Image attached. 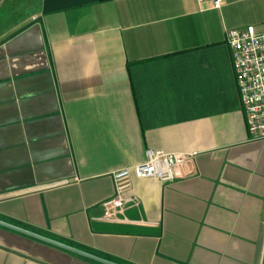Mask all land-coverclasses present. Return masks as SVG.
Here are the masks:
<instances>
[{
  "label": "crops",
  "instance_id": "crops-1",
  "mask_svg": "<svg viewBox=\"0 0 264 264\" xmlns=\"http://www.w3.org/2000/svg\"><path fill=\"white\" fill-rule=\"evenodd\" d=\"M264 0H0V219L119 264H264V139L225 31ZM193 153L172 181L111 172ZM0 264H104L0 225Z\"/></svg>",
  "mask_w": 264,
  "mask_h": 264
},
{
  "label": "built area",
  "instance_id": "built-area-1",
  "mask_svg": "<svg viewBox=\"0 0 264 264\" xmlns=\"http://www.w3.org/2000/svg\"><path fill=\"white\" fill-rule=\"evenodd\" d=\"M220 1L213 0L214 5H218ZM225 41L230 49L231 64L249 138L264 139V31H258L252 24L242 28L231 27L225 31ZM192 156L193 153L146 148L142 161L111 172L114 192L102 201V216L115 219L117 213L123 214L127 205L137 203L128 194L132 175L172 181L182 175L181 166Z\"/></svg>",
  "mask_w": 264,
  "mask_h": 264
},
{
  "label": "water",
  "instance_id": "water-1",
  "mask_svg": "<svg viewBox=\"0 0 264 264\" xmlns=\"http://www.w3.org/2000/svg\"><path fill=\"white\" fill-rule=\"evenodd\" d=\"M0 225L1 226H4L6 228H9V229H12L14 231H17V232H20L22 234H25V235H28L30 237H33L35 239H38V240H41V241H44L46 243H49V244H52V245H55L57 247H60V248H63V249H66V250H69V251H72L74 253H77L79 255H82V256H85V257H88L90 259H93V260H96V261H99L101 263H104V264H119V263H116L114 261H110V260H107L105 258H102V257H99L97 255H94L92 253H89V252H86V251H83L81 249H78L76 247H73V246H70L68 244H65V243H62L60 241H57L55 239H52V238H49V237H46L44 235H41L39 233H36V232H33V231H30L26 228H23V227H20L18 225H15L13 223H10V222H7V221H4V220H1L0 219Z\"/></svg>",
  "mask_w": 264,
  "mask_h": 264
}]
</instances>
